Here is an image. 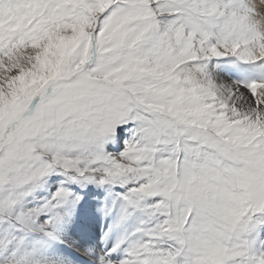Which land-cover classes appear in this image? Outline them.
<instances>
[{"label": "snow or ice", "instance_id": "1", "mask_svg": "<svg viewBox=\"0 0 264 264\" xmlns=\"http://www.w3.org/2000/svg\"><path fill=\"white\" fill-rule=\"evenodd\" d=\"M0 264H264V0H0Z\"/></svg>", "mask_w": 264, "mask_h": 264}]
</instances>
